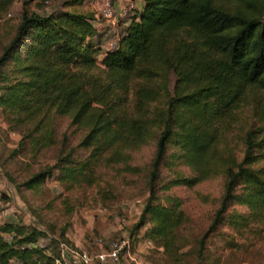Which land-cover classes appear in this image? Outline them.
<instances>
[{
    "label": "trees",
    "instance_id": "trees-1",
    "mask_svg": "<svg viewBox=\"0 0 264 264\" xmlns=\"http://www.w3.org/2000/svg\"><path fill=\"white\" fill-rule=\"evenodd\" d=\"M142 1L117 44L105 50L90 41L99 30L93 8L48 13L22 9L16 31L0 53V108L8 121L23 126V137L35 151L54 142L56 115L85 128L79 144L89 148L85 158L66 154L25 185H39L53 168L67 187L91 183L100 164L121 162L130 168L129 151L154 137L151 182L162 164H183L192 171L169 179L165 190L223 175L224 192L212 225L230 203L248 209L228 214L230 223L245 226L263 220L264 0H236L232 5L218 0ZM247 106L254 118L237 157L226 133ZM169 145L175 149L166 154ZM165 197L168 203L156 201L151 192L135 227L149 223L147 239L174 256L181 246L177 229L186 214L179 197ZM43 235L39 227L19 220L1 222L0 263L15 258L21 264H57L55 254L38 243ZM61 241L69 245L67 239ZM57 257L62 263L60 253Z\"/></svg>",
    "mask_w": 264,
    "mask_h": 264
},
{
    "label": "rangeland",
    "instance_id": "rangeland-1",
    "mask_svg": "<svg viewBox=\"0 0 264 264\" xmlns=\"http://www.w3.org/2000/svg\"><path fill=\"white\" fill-rule=\"evenodd\" d=\"M218 1L226 5L236 2ZM100 7L101 0H83L79 4H69L67 0H1L0 53L14 35L23 8L29 12L48 13L91 8L99 12ZM131 16L132 13L121 19L118 25L102 17L97 22L98 33L90 41L99 42L102 50L110 47L123 34ZM100 59L98 56V61ZM253 118L251 108L245 107L239 122L226 133L237 157L243 153V134ZM52 128L54 142L35 151L29 138L23 137V126L8 121L0 108V223L19 220L39 227L44 235L38 243L45 245L56 257L61 252L59 242L64 238L71 247L92 256L99 249L93 243L95 237L124 236L131 239L133 259L123 253L118 263L99 262L93 258L91 264H264V219L249 221L245 226L234 225L227 215L246 213L248 209L245 205L230 203L223 212V218L212 225L224 192L223 175L209 177L190 186L173 185L165 190L163 185L169 179L191 175L192 171L183 164L172 167L162 164L159 176L151 182L149 170L156 150L154 137L129 151L127 162L130 168L121 162L100 164L95 168V179L91 183H75L68 187L56 178L58 170L53 168L52 175L39 185L27 187L25 181L28 178L53 166L64 155L69 154L72 159L79 160L89 152L88 147L79 144L85 128L71 124L68 116L56 115ZM174 149L169 145L166 154ZM151 192L155 200L162 203H168L165 196L169 194L180 198L186 218L177 229L181 245L177 255L170 256L163 247L152 241L151 244L146 242L145 229L149 223L135 227L140 210ZM99 207H105L104 212H100ZM116 214L125 219L122 231L116 228ZM60 264L83 263L68 255Z\"/></svg>",
    "mask_w": 264,
    "mask_h": 264
},
{
    "label": "built area",
    "instance_id": "built-area-1",
    "mask_svg": "<svg viewBox=\"0 0 264 264\" xmlns=\"http://www.w3.org/2000/svg\"><path fill=\"white\" fill-rule=\"evenodd\" d=\"M143 5V4H142ZM138 9L137 0H101V7L98 12L95 9V23L99 22V20L104 17L113 25H118L121 19H124L128 15L135 14ZM117 44V42L113 43L110 47L112 48ZM98 210L100 212H104L105 207H99ZM114 220L116 224V228L119 231H122L125 224V219L121 215H114ZM6 239L10 240L12 238L11 234H6ZM148 244H151L150 239H146ZM94 244H96L99 249L95 252L92 256L90 253L86 251L78 250L67 243L60 241V256L64 260L71 255V257L79 262L87 264L95 258L99 262H111V263H118L121 259V255L126 253L130 258H134L130 253V246H131V239L126 237H113V238H102V237H95ZM55 262L60 264V258L56 257ZM3 264V263H0ZM4 264H21L20 261L16 260L15 258H10Z\"/></svg>",
    "mask_w": 264,
    "mask_h": 264
},
{
    "label": "crops",
    "instance_id": "crops-1",
    "mask_svg": "<svg viewBox=\"0 0 264 264\" xmlns=\"http://www.w3.org/2000/svg\"><path fill=\"white\" fill-rule=\"evenodd\" d=\"M142 4H143V1L142 0H137V6H138V9L137 11L142 7ZM128 23V22H127ZM126 23V24H127ZM99 27V26H98ZM99 56H101V54H99ZM108 262V261H106ZM84 264V263H83ZM87 264H91V262L87 263Z\"/></svg>",
    "mask_w": 264,
    "mask_h": 264
}]
</instances>
